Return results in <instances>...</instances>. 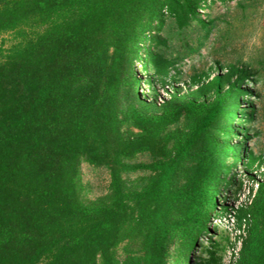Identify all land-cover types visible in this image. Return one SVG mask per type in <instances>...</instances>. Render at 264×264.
Masks as SVG:
<instances>
[{"label": "trees", "instance_id": "trees-1", "mask_svg": "<svg viewBox=\"0 0 264 264\" xmlns=\"http://www.w3.org/2000/svg\"><path fill=\"white\" fill-rule=\"evenodd\" d=\"M232 1L0 0V35L14 40L0 56V264H190L234 161L251 179L262 162L233 143L237 116L247 126L254 110L238 107L251 105L241 83L258 70L239 59L182 71L224 38ZM216 2L224 13L212 15ZM82 163L108 176L87 204ZM256 185L248 203L220 207L240 239L234 264H264ZM208 235L199 264H223L234 242Z\"/></svg>", "mask_w": 264, "mask_h": 264}, {"label": "rangeland", "instance_id": "rangeland-1", "mask_svg": "<svg viewBox=\"0 0 264 264\" xmlns=\"http://www.w3.org/2000/svg\"><path fill=\"white\" fill-rule=\"evenodd\" d=\"M250 3V5L239 8L236 6L237 1L233 0L229 4V9L227 14L222 17L220 24V31L226 33L223 39L216 40L213 44V47L208 50V48L202 49V55L200 59L197 57L189 60L185 59V64L182 66V71L184 75L189 74L190 65L195 64L196 68L210 67L213 66L214 61H219L221 64H227L236 60H244L245 62L251 63L253 69L258 70L259 77L252 80H244L241 83V88L243 89L244 83L247 84L246 91L248 95H244L245 99L251 101V105L247 104L245 100L240 101L238 107L246 114L248 113L250 107H253V114L251 117V125L243 122L245 116L243 113H239L237 116L239 119V125L234 126V140L233 143L235 146L245 145V147L251 149L255 155L262 156V162L260 165L257 163L253 166V170L250 172L251 176H254L255 179H251L248 174L244 172V168L241 165L240 161H234V167L231 166L229 174H231L230 185H227L226 189H223L219 185L217 198L218 201L214 207L215 215H212L213 220L209 223V232L206 233L202 238L197 237V242L195 248L192 246L189 247L188 253V262L190 264H199L201 258L205 256L204 248L206 247L208 240V234H211L212 239L220 231L228 233L229 239L234 242L233 245H230L223 257V264H234L236 259L237 252L240 247V239L234 240L238 235L237 231H233L232 222L233 218L222 215V210L220 207L222 205H239L240 203L249 202V199L254 194L256 189V181H261L264 179V176L261 174L264 172V0H245ZM237 7V8H236ZM220 10V13H224L225 8L220 6L218 2L213 5L212 15H216V11ZM204 12H207L206 9H198V13L203 15ZM13 35L11 33H3L0 35V56L6 51V49L13 42ZM137 76L140 79H144V73L140 68V65L137 66ZM187 77V76H185ZM255 82V83H254ZM141 86L145 88L146 83L140 80ZM170 85V84H169ZM180 92H184L187 88L185 83L179 82ZM183 85V86H182ZM171 86V85H170ZM259 91V96H253V90ZM162 95H167L166 92L161 88ZM150 99V98H148ZM211 97H206V101L210 102ZM249 106V108H246ZM245 125V126H244ZM249 129V138L244 140L243 129ZM240 148V146L238 147ZM139 176V173L130 172L124 177L127 179L128 184H131L134 179ZM241 179V189L239 190L238 182L232 184V180ZM227 179V177H226ZM80 180L83 184V192L81 194L82 201L87 204L97 196L103 194L106 191V185L108 182L107 173L103 169L92 168L85 163H82L80 166ZM237 181V180H236ZM251 196L248 199V195ZM237 191H239L238 194ZM238 196V199L235 201L234 197ZM248 199V201H247ZM172 248V246H171ZM174 252V250H172ZM118 257L122 260L123 255L121 254L120 249L117 251ZM172 255L170 256V258ZM168 264H172V260L168 261Z\"/></svg>", "mask_w": 264, "mask_h": 264}]
</instances>
